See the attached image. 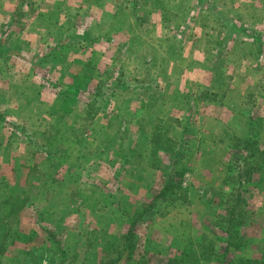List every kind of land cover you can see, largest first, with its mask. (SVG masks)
<instances>
[{"label":"rangeland","instance_id":"1","mask_svg":"<svg viewBox=\"0 0 264 264\" xmlns=\"http://www.w3.org/2000/svg\"><path fill=\"white\" fill-rule=\"evenodd\" d=\"M64 1L0 0V264H264V0Z\"/></svg>","mask_w":264,"mask_h":264},{"label":"trees","instance_id":"2","mask_svg":"<svg viewBox=\"0 0 264 264\" xmlns=\"http://www.w3.org/2000/svg\"><path fill=\"white\" fill-rule=\"evenodd\" d=\"M93 96H96V93H94ZM0 122H3L4 123L5 121L3 119H0ZM238 148H240V146ZM240 150L242 152L241 154L244 155L246 153V150L247 149L246 148H241ZM241 159H242V157H238L236 159L235 165L238 162H240ZM183 174H184L183 171L177 170L176 172H174L171 175V177L168 180H165L164 188L161 191V193L159 194L158 200L159 199L167 200L169 198L168 195H169V193H171L172 186H174V184L177 182L178 178H180L181 176H183ZM232 202H234V200ZM227 204H228V209H227L225 218H226V221L228 222L229 227H230L231 226V223L235 225V223L238 220V213H239L238 210H239L240 201H237V203L235 205L233 203H230V201ZM153 205H154V203H152L150 205H143L141 207L142 208L141 210H138L137 212H135L134 219H131V221L133 222V224H132V231H134L133 230L134 226H136L141 219H144L146 217V212H149L150 210L153 209ZM239 219L241 220V217ZM230 230H231V228H228V229H226L224 231H226V233H230ZM132 239L133 240L136 239V236L134 235V233L132 235ZM229 244H230V240H228V246H229ZM222 254L225 255L226 252H223L222 251ZM174 262H176V264H179L181 261H180V259H177V260H174ZM113 264H117V263H113ZM220 264H223V261H221Z\"/></svg>","mask_w":264,"mask_h":264},{"label":"crops","instance_id":"3","mask_svg":"<svg viewBox=\"0 0 264 264\" xmlns=\"http://www.w3.org/2000/svg\"><path fill=\"white\" fill-rule=\"evenodd\" d=\"M53 1H55V0H19L17 6L18 7H23L22 8V11H23L24 7H26L25 10H27L29 5H31L32 3H34V5H36V7H37V5H39V6L44 5L45 7H47V9L49 8L48 10L54 11L55 14H56L55 19H58V18H60V16L63 13H66V11H62L63 8L61 6V3L65 7V6L68 5V1L58 0L57 2H61V3H59V5H57V2L54 3ZM25 10H24V12H25ZM59 12H60V14H59ZM260 19L262 20V22H264V10H263V14H260Z\"/></svg>","mask_w":264,"mask_h":264}]
</instances>
